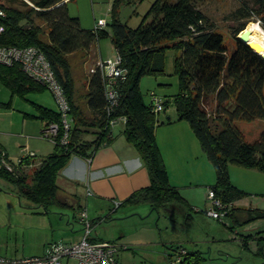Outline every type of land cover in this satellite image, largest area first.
Returning <instances> with one entry per match:
<instances>
[{"label":"trees","instance_id":"1","mask_svg":"<svg viewBox=\"0 0 264 264\" xmlns=\"http://www.w3.org/2000/svg\"><path fill=\"white\" fill-rule=\"evenodd\" d=\"M135 1L114 0L113 4L112 42L126 72L124 79L118 80V104L108 116L105 86L98 65L89 76L87 110L84 111L75 102L74 78L68 59V55L77 51L89 54L97 41L109 35L108 31L104 27H81L79 18L69 14L66 0H0V7L6 11L0 46H36L42 50L71 106L72 119L68 140L62 143L65 130L60 111L36 104L35 116L45 126L58 125L53 139L54 151L43 157L29 174L21 167L11 170L7 154L0 146V178L14 185L19 198L24 197L47 211L49 205L62 203L57 196V178L72 155L89 157L109 143L112 140L109 119L124 117L123 133L139 152L150 184L134 191L115 209L138 204H148L155 212L162 207L180 208L186 211L187 219L192 220L193 207L169 181L156 139L157 113L151 102H145L140 89L143 75L164 72L165 49L172 47L176 52L174 73L179 78L174 97L177 119L189 123L215 169L216 180L209 189L230 205L227 217L232 224H225L233 229L236 225L264 219V209L234 207L233 203L247 192L236 187L229 177L230 165L264 172V130L256 141L249 142L235 123L264 119V58L238 38L245 25L232 30L234 46L231 48L194 0H154L140 24L132 28L120 20L119 12L122 5ZM257 1L256 13L261 16L264 27V0ZM18 4L28 9H21ZM237 13L248 17L253 10L244 5ZM35 17L45 22L46 39L40 37L42 29L34 24ZM25 18L28 26L21 25ZM0 81L10 89L11 95L24 96L48 88L30 77L18 62L0 63ZM163 100L165 107L168 101ZM5 105L10 106V101ZM88 135L90 139L86 138ZM33 159L31 155L23 156L20 165H30ZM235 210H241L243 215H235ZM107 218L109 215L102 219ZM251 237L245 236L244 247L247 248ZM258 245L257 253L264 258V244L259 241ZM202 259L200 251L187 252L180 264H201Z\"/></svg>","mask_w":264,"mask_h":264},{"label":"rangeland","instance_id":"2","mask_svg":"<svg viewBox=\"0 0 264 264\" xmlns=\"http://www.w3.org/2000/svg\"><path fill=\"white\" fill-rule=\"evenodd\" d=\"M153 1L136 0L133 4L122 5L119 12L120 20L132 28L137 27ZM194 1L198 8L214 22L217 31L224 36L225 42L231 48L234 46L233 29L244 25L246 29L251 23H258L264 29L263 20L256 13L259 8L257 0ZM113 4L114 0H67L69 14L79 18L81 27L85 29L95 28L97 20L104 19L106 22L104 28L109 33L107 37L97 41L93 47L97 55L94 53L95 51H92L91 54L78 51L68 55L72 76L77 87V100L79 103L81 102L82 106L85 104L86 82L96 66L97 59L110 61L117 58V51L111 36ZM244 5L248 10H253V13L248 17H243L241 13H237L238 9H243ZM18 6L23 10L28 9L21 4ZM34 24L42 29L40 37L46 39L45 22L35 17ZM21 25L28 26V20L21 21ZM175 54L174 48L167 47L165 49L164 72L156 75H143L140 80V89L146 103L151 102L152 92L168 101L164 107L165 110L163 109L156 114V125L168 119L170 115L177 116L174 97L178 92L179 78L174 73ZM9 101L10 106H6L5 104ZM36 104L59 110L58 102L50 88L32 91L24 96L11 95L10 89L0 81V143L2 141L4 145L8 146V153L14 162L19 161L23 154L36 156V161H38L54 151V143L43 136L42 122L35 116L38 113ZM235 123L249 142L256 141L264 130V119L261 118L251 122L239 120ZM26 140L31 141V146L27 144L28 141L26 142ZM21 143L23 147L20 146ZM33 145H38V149L35 150ZM31 149H34L36 153ZM202 188L204 187L193 186L190 189L203 190ZM14 189L15 187L11 182L0 178V230L1 234L8 232V230L12 231L10 232V242L14 244L18 253L17 256H36L40 254V249L45 243L43 241L59 242L58 240H63L72 242L78 239L79 233L83 232L84 225L78 217L84 207L80 208L77 202L73 203V200L70 199L69 202L72 205L69 207L62 205V203H55L49 205L45 211L43 206H39L24 197L19 198ZM206 189L204 199L207 201V205L205 206L204 202L198 205L202 209L211 207V201L206 199L209 189ZM86 190L85 186H80L77 192L78 200L80 199L83 204L86 201ZM62 193L58 189L57 196L59 199L62 198ZM243 198H246L244 202H248V206L257 204L258 199L253 200L248 197V192ZM113 202L103 215V217L109 215L110 218L102 219L93 227L92 232L113 233L117 244L122 245L121 250L125 249H123L124 245L129 246V249L125 251L134 254L131 256L135 258L134 261L137 264H150V262L154 264L150 255L156 254L158 257H163L164 252L175 242H182L181 244L188 250L202 252L205 258L202 259L201 264H264V258L257 253V241H250L248 248L244 247L242 237L224 224H232L229 218L220 221L204 212L192 210L190 213L193 218L188 220L186 211L180 208L162 207L158 212H155L148 204H138L115 209L116 201ZM93 204L92 201H89L87 209L90 214ZM9 219L13 225L10 229V224L7 223ZM3 221L5 224H2ZM233 229H237L242 234L245 227L242 225L240 228L239 225H236ZM250 229L251 227L248 226L245 230L249 231ZM192 240L198 241L197 245L192 244ZM176 256L175 254L171 258L169 257L166 264H170ZM131 261H133L132 258ZM76 263V260H70V264Z\"/></svg>","mask_w":264,"mask_h":264},{"label":"crops","instance_id":"3","mask_svg":"<svg viewBox=\"0 0 264 264\" xmlns=\"http://www.w3.org/2000/svg\"><path fill=\"white\" fill-rule=\"evenodd\" d=\"M92 51H95L94 53H96V50L94 48L92 49ZM92 51L89 54H91ZM100 60L101 59H97L96 66L98 65ZM96 66L93 68L91 73L96 69ZM88 80L89 78L86 82L84 106H82L81 102L79 103L77 100V87L74 83L75 102L84 111L87 110L86 94L88 89ZM44 127L45 124L42 122V130L44 129ZM124 127L125 122L123 120H119L115 125H113L111 127L112 140L109 143L103 144L91 156L81 157L78 155H72L65 167L59 172L57 178L59 192H63L62 198L60 199L62 205L68 207L71 206L72 204L69 202V200L72 199L73 203L77 202L80 208H86L89 220L91 222H94L93 227L102 221L103 215L106 212L105 210L111 206L110 204L114 203L113 201L122 202L134 191L150 184L148 170L145 167L144 162L135 146L126 139L123 133ZM86 138L90 139L91 135H88ZM156 139L163 160L165 162V166L167 168L170 183L173 186L178 187L181 195L193 207L195 211H206L208 208L205 207L204 209H202L198 205L201 204V202H204L205 206L207 205V201H205L204 199L205 193L207 191L206 188L209 189V186L215 183L216 174L212 163L208 160L207 156L203 152L199 140L195 136L189 123L185 120H178L177 116L170 115L164 123L157 125ZM27 141L28 140H26V142ZM27 144L31 146V141H28ZM0 146L7 154V157L9 159L8 166L11 168V170L12 168L21 167L26 173L30 174L33 171V168L38 166L41 159L43 158L42 157L38 161H36L37 157L33 156L34 159L32 161V164L20 165L21 158L27 155L23 154L22 156H20L19 161L14 162L8 153V146L4 145L2 141L0 143ZM20 146L23 147V144L21 143ZM29 146L27 147L30 148ZM33 147H35V150L38 149V145H33ZM34 149L31 150L35 152ZM229 177L231 182L236 187L248 192V197H251V199L253 200L256 198L258 199L256 202L257 204H251L250 206H248V202H244L246 198L242 197L241 199H238L233 203L235 208L264 209V173L262 171L252 168L230 165ZM80 186H85V190L87 189L85 195L86 201L84 204L81 203V200H78L77 197V192ZM193 186L204 188H202L203 190L190 189ZM88 191L91 192V196L87 195ZM206 199H208V194ZM89 201H92L94 203L93 208L90 211L92 215L87 209ZM234 214L239 216L243 215L241 210H235ZM4 222L5 221H3L2 224ZM7 223L10 224L9 229L10 227H13L11 219H9ZM229 225H227L228 228ZM248 226L251 227L249 231L245 230ZM243 227H245V229L243 230L245 233L242 232V234L237 229L231 230L234 233L239 234L242 237L241 240L243 241V237L247 235L253 236L248 239L247 248L249 242L253 240L257 241V245L259 241L260 243L264 244V219H256L249 223H245L243 224ZM10 232L12 231L8 230V232L1 234L0 230V256L5 258L30 257L17 256V250L14 247V244L10 242ZM82 234L83 232L79 233V236L77 237L78 239L68 243L77 242L81 239ZM112 234L113 233L103 231H96L95 233H93L91 231L90 238L95 241H115V237ZM58 241L65 242L63 240ZM43 242L45 243H43L40 249V254H37L36 256L43 255L47 251L49 245L53 243V241L49 242L46 240ZM197 242L198 241H191L192 244H196ZM175 243L170 245V248L166 250V252H164L163 257H158L156 254H154L153 256L150 255L151 261L154 264H166L168 258L170 257V254L174 253V251L175 253L173 255H177L181 250H186L187 252L198 251L186 249V247L181 244L182 242ZM120 247H122V245ZM128 247L129 246L126 244L123 246V249L125 248L124 250H119L117 256L119 259V264H137L134 261L135 258L131 256L134 254L125 251L129 249ZM202 256L203 258H205V255L203 253ZM131 258L133 259V261H131ZM70 260L71 259H66L65 262L67 264H70ZM150 264L152 263L150 262Z\"/></svg>","mask_w":264,"mask_h":264},{"label":"built area","instance_id":"4","mask_svg":"<svg viewBox=\"0 0 264 264\" xmlns=\"http://www.w3.org/2000/svg\"><path fill=\"white\" fill-rule=\"evenodd\" d=\"M6 17V11L0 7V35L3 34L5 28L2 20ZM106 24L104 19H98L96 22L97 28H102ZM20 63L23 70L38 82L50 88L59 105V111L62 116V123L65 130L62 143L68 140L69 131L71 128L72 119L70 118L71 106L63 92V89L51 64L46 58L42 50L36 46L17 47L13 45L0 46V63L12 65ZM102 80L105 86L106 96V113L109 116L113 113L115 106L119 101L118 80L124 79L126 70L121 66V56L117 52L116 60L100 61L98 63ZM151 103L153 110L156 113L164 109V100L154 92L151 93ZM119 120L126 119L110 118L109 124L112 127ZM58 125L49 123L43 130V136L54 141L57 134ZM91 192L88 191L87 195ZM208 199L211 201V207L206 210V214L214 219L224 221L227 217L230 205L223 203L216 197L213 189L208 190ZM120 202L116 201L115 206H119ZM79 220L84 225L83 234L80 240L75 243L68 242H53L47 248V251L40 256H30L22 258H5L0 256L1 264H67L66 259L76 260V264H119L118 252L120 246L113 241H91L90 234L93 225L89 220L86 208L80 211ZM187 253L186 250H181L176 258L172 259L170 264L181 263L182 258ZM173 255L170 256V258Z\"/></svg>","mask_w":264,"mask_h":264},{"label":"bare ground","instance_id":"5","mask_svg":"<svg viewBox=\"0 0 264 264\" xmlns=\"http://www.w3.org/2000/svg\"><path fill=\"white\" fill-rule=\"evenodd\" d=\"M247 30L249 33L246 42L252 45L259 54L264 55V29L258 23H251Z\"/></svg>","mask_w":264,"mask_h":264},{"label":"water","instance_id":"6","mask_svg":"<svg viewBox=\"0 0 264 264\" xmlns=\"http://www.w3.org/2000/svg\"><path fill=\"white\" fill-rule=\"evenodd\" d=\"M24 21H27L26 19H24ZM248 33H249V30L244 29L240 32V34L238 35V38L244 42L245 44H247L254 52L258 53L254 47L252 45H250L248 42H246V39H247V36H248ZM259 54V53H258ZM263 58H264V55L260 54Z\"/></svg>","mask_w":264,"mask_h":264}]
</instances>
